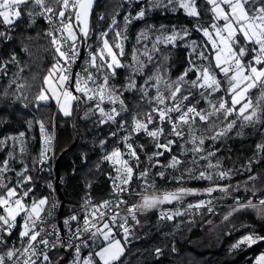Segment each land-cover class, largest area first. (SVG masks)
<instances>
[{"label":"snow or ice","instance_id":"1","mask_svg":"<svg viewBox=\"0 0 264 264\" xmlns=\"http://www.w3.org/2000/svg\"><path fill=\"white\" fill-rule=\"evenodd\" d=\"M95 3L96 0H0V27L3 28L0 43L12 39L11 32L25 15L33 23L39 17L48 24L45 36L50 38L54 62L43 76L34 106L47 107L54 103L64 117L84 111L85 120L98 112L94 126L114 125L115 130L109 129V137L120 136L102 158L116 173L108 175L112 186L110 198L99 203L86 198L82 214L73 213L63 220L66 235L56 224H51V231L45 227L55 218L54 213L61 205L50 197L36 194V177L32 173L44 169L25 164L29 153L25 133L0 139V152L7 150L0 162V247L4 249L0 252V264H62L65 259L60 254L62 251H71L69 264H124L134 235L129 217L135 226H143L138 217L161 205L182 204L188 196L212 197L217 191L225 195L236 193L223 221H230L237 213L252 212L264 222V170L255 171L264 164V140L256 145L253 156L243 166L247 179L235 187L217 183L204 189L179 187L174 191H161L156 181L149 179L151 169L161 166L160 158L165 154L170 155V160L162 166L180 172L172 176L177 183H183L186 178L230 180L240 171L223 168L219 159L213 163L212 158L217 156L219 148H206L205 143L206 140L213 144L222 142L237 128L236 136H241L245 128L264 129V0H123L121 8L135 4L140 6L139 11L135 15L131 11L124 15L122 27L113 15L107 29L96 34V45H87V58L77 71L84 45L94 34L91 17ZM150 10L173 13L182 10L191 18L192 29L147 25L137 34L130 61L125 62L129 25L145 21ZM209 13L210 23L203 22ZM99 20L104 21L105 17L101 15ZM193 31L201 34L203 39L199 43L191 38ZM144 42H150L151 47ZM142 43L143 51L137 47ZM181 44L189 50L188 67L176 79H171L168 72L171 53L167 49ZM154 54H159L158 60L154 59ZM142 56L147 57V61L141 59ZM16 62L13 54L8 61L0 63V75H6L7 65ZM120 69L125 70V75L118 86L114 81L118 80ZM189 74L195 78L189 79ZM139 79H143V84ZM12 84L21 92L27 86L12 80L9 88ZM128 93L137 97L134 110L126 104ZM21 99L28 97L18 95L10 101L9 90L5 88L0 103L7 108L9 102ZM37 123L42 139L38 157L32 160L34 166L49 162L53 141L44 122ZM28 124L31 127L32 121ZM140 134L150 139L151 154L145 144L133 139ZM261 135L264 136V132ZM9 141L12 142L10 148ZM100 144L106 146L107 141L101 140ZM177 146L179 155L174 152ZM189 152L194 156L191 161L181 159ZM141 153L147 162L141 160ZM17 160L22 165L19 171L13 167ZM199 161L207 163L197 175L195 169ZM186 163L193 167L180 171V166ZM156 175L168 179L165 171ZM133 180L143 183L133 189ZM48 187L52 188L51 182ZM241 188L250 195L241 197ZM127 195L139 196L141 202L129 204ZM213 199L189 202L183 211L161 209L159 219L172 221L192 210L200 213L206 209L214 213ZM121 206H125L124 215L116 211ZM74 221L77 222L75 231L72 229ZM17 226L20 228L19 247L15 242L9 247ZM260 243H264V235L251 231L233 243L231 249L251 248ZM155 251L161 253L159 248ZM253 264H264V252L255 257Z\"/></svg>","mask_w":264,"mask_h":264},{"label":"trees","instance_id":"2","mask_svg":"<svg viewBox=\"0 0 264 264\" xmlns=\"http://www.w3.org/2000/svg\"><path fill=\"white\" fill-rule=\"evenodd\" d=\"M122 2L123 0H100L97 3L91 17L94 34L88 39L87 44L96 38V34L107 29L108 23H110L116 10L119 8L125 10L127 8V5L121 8ZM139 7V5L134 6L133 15L139 11ZM101 15L105 17L104 21L99 20ZM209 17L210 13L204 17V21L210 23ZM35 21L33 23L25 15L16 25L14 31L11 32L12 39L8 42L0 43V63L8 61L13 54L17 57L16 63L7 65V74L0 75V96H2L4 89L8 88L10 101L15 100L18 95H26L28 97L27 100L21 99L16 103L9 102L7 108L0 104V108H4L3 111H0V139L16 136L20 132H24L29 150L24 162L30 168H40L38 164L35 166L32 164L33 157H38L39 153V131L36 120L40 119L46 125H49L56 108L54 103L47 107L41 105L37 108L34 106V98L39 93L43 76L47 74L48 69L54 62L52 59L54 50L50 47V38L45 36L47 32L46 26L39 17L35 18ZM119 24L121 27L123 26V16L119 17ZM147 25H152L155 28L164 25L168 29L173 26H186L192 29V20L182 10L176 13L164 10H150L145 21H134L132 25H129L127 50H131L137 34ZM99 27H102V29H98ZM0 30H3V28L0 27ZM196 33L193 31L192 38H198ZM167 51L171 53L168 61L169 76L171 79H175L188 67V57L183 44L174 49L169 48ZM155 57L159 59V54H155ZM149 67L151 68L152 66L150 65ZM119 72L120 76L115 81L118 86L119 83L123 82L125 71L120 69ZM17 73H19V76L16 75ZM12 80L27 86L22 92L17 90L15 84H12L9 88ZM125 100L130 110L136 108L137 97L133 94H126ZM25 104L28 106L25 107ZM56 112L59 114L57 110ZM58 116L60 120H57L56 124L57 154L68 147L73 140L72 117H64L60 114ZM129 116L127 117L128 119ZM98 118V112L91 120H81L80 116L77 122V127H79V123L81 124L80 129H78L79 140L76 146L60 160L58 185L64 198L63 216L72 215L73 213L82 214V205H84L86 198H91L95 203L110 198V193L112 192L111 182L108 180L110 172L105 168L102 158L105 153L112 150L115 146V141L109 137L108 126H94V122ZM28 121H32L31 127H29ZM263 130L250 133L245 138H239L235 136L234 132L236 129H234L229 134V137L222 142L213 144L212 141L206 140V148H219L216 158L221 161L222 167L240 170L230 180L207 181L186 178L183 183H177L172 178L164 180L154 177V173L157 171L155 168L152 170L153 173L151 172L149 179H154L157 188L161 191H174L179 187L204 189L217 183L235 187V185L247 179L248 174L243 172V166L247 164L248 158L253 156L256 145L264 140V136L261 135ZM101 140L107 141L106 146L100 145ZM135 140L137 143L145 144L148 147V153L151 154L153 149L149 138L138 137ZM11 143V141L8 142L9 148ZM6 155L7 150L0 152V162ZM141 160L147 162V158L143 153H141ZM160 160L162 164L166 165L170 160V155L165 154ZM13 167L19 171L22 165L17 160ZM183 169H185V165L180 166V171H183ZM141 170L143 169L141 168ZM262 170H264V164H260L255 169L256 172H261ZM32 174L36 177V194L51 198L55 175L53 177L52 174L45 171ZM9 176H14V173H9ZM49 182H51L52 188L48 187ZM142 182L133 180L132 187L138 189ZM88 185H91V187H88ZM233 195H236V193L225 195L217 191L212 194V197L217 198L214 199L216 203L224 204L233 201ZM239 195L246 197L250 193L244 192L243 188H241ZM204 197L207 198L208 196H188L184 202H196ZM128 199L133 203L141 202V198L135 195H130ZM229 208L230 206L220 207L214 213L205 211L197 216L184 215L172 221L160 220L153 213L139 216L138 218L142 220L143 226H135L134 224V236L131 238V244L128 245L124 264H253L255 257L260 252H264V243L251 248L242 246L235 250H232L231 246L239 237L251 231L264 235V222L260 221L252 212L237 213L230 218V221H223V215L227 213ZM19 231L20 228L18 226L12 237L18 239ZM16 246L19 247V242ZM157 248L161 250L160 254L156 253L155 250ZM60 254L65 256V261L66 252L62 251Z\"/></svg>","mask_w":264,"mask_h":264},{"label":"built area","instance_id":"3","mask_svg":"<svg viewBox=\"0 0 264 264\" xmlns=\"http://www.w3.org/2000/svg\"><path fill=\"white\" fill-rule=\"evenodd\" d=\"M127 7H128V6H127ZM133 9H134V5H133L131 8L128 7L127 9H125L124 12H122V15L120 14V15H118L117 17H118V18H119V17H122V16L124 17V15H126L129 11L132 12ZM41 20H42L43 24L46 26V29L48 30V24H47L42 18H41ZM89 44H91V43H89ZM87 45H88V44H87ZM87 45H86V47H85V49H84V51H83V58L81 59L80 64H79L78 66H76V70H77V71H79L80 66L83 65V60L87 58ZM107 107L110 108V107H112V106H111V105H108ZM130 119H131V116H129V121H130ZM106 126H108L109 129L111 128V129L115 130V126H114V125L106 124ZM38 130H39V134H40V135H39V151H40V148H41V139H42V138H41V133H40V127H38ZM49 134L53 136L52 150H51V152H49V154H48L49 157H50V160H49L48 163L43 164V165H39V164H38V166H39V167H42V168L44 169L43 171L52 174L53 177H54V175H55L54 163H55V159H56V156H57V153H56V143H55V133H54V131H53L52 133H49ZM122 135H127V133H122ZM139 137L148 138V137H145L143 134H140ZM135 138H138V137L134 136L133 139L135 140ZM112 139L115 141V145H116L117 140L120 139V136L118 135L117 137H112ZM120 147H121L122 150H123V145H122V144L120 145ZM38 154H39V153H38ZM103 164H104L105 168H107V169L109 170V172H110L111 175L114 176V175L116 174V173L113 171V169H112V165H111L109 162L103 160ZM111 187H112V186H111ZM132 188L134 189V187H132ZM129 196H130V195H127L126 198H127V200H128V203H129V204H132L133 202H130L129 199H128ZM50 199H51L52 201H59V204H60V198H59L58 194H57L56 191H55L54 185H53L52 195H51V198H50ZM202 199H203V200H208V198H206V197H204V198H202ZM200 200H201V199H200ZM196 202H197V201H196ZM29 203H30V201H29ZM187 203H189V202H183L182 204H177V203L174 202V203L169 204V205L160 206V208H158V209H154V210H152L151 212H148V213H145V214L153 213V214H156V215L159 217V214H160V210H161V209H163V210H165V211H175L177 208H180V210L183 211V210H184V207H186ZM192 203H195V202H192ZM232 204H233V201L228 202V203H224V204H219V203L213 202L212 207H213L214 210L216 211V210H217L218 208H220V207L231 206ZM59 209H60V207H58V208L56 209V211H55V213H54L55 218L52 219V220H50L49 223H48V225H45V227H47L48 230L51 231V224H56L57 227H59L60 229H62L63 234L66 235V234H67V229H66L65 226L63 225V220L66 219L67 217H69L70 215H66V216H63V215H62L61 218H59V217H58ZM116 211H119V212L121 213V215H124V214H125V206H121V208H120V209H116ZM205 211H207V210H206V209H202L200 213H197L195 210H192L191 212H189L188 214H186V216H193V215H196V216H197V215H200L201 213H203V212H205ZM215 211H214V212H215ZM129 221L131 222L130 217H129ZM79 223L82 224L83 221L81 220ZM17 227H18V226H17ZM76 227H77V222H75V221L72 222V229H73V231H75ZM16 229H17V228L14 229V232H15ZM85 235H87V234H85ZM13 242H15V243L17 244V243H18V239L12 237V240L9 242V246H10V247L12 246V243H13ZM71 258H72V253H71V251L66 252V260L64 261L63 264H69Z\"/></svg>","mask_w":264,"mask_h":264},{"label":"rangeland","instance_id":"4","mask_svg":"<svg viewBox=\"0 0 264 264\" xmlns=\"http://www.w3.org/2000/svg\"><path fill=\"white\" fill-rule=\"evenodd\" d=\"M135 6V5H134ZM128 8V7H127ZM126 8V9H127ZM120 9V8H119ZM116 10L115 11V14L114 15H116V16H118V15H122V12H124V9H120V10ZM173 13V12H172ZM135 15V14H134ZM211 15V14H210ZM117 20H118V22H119V18L117 17ZM203 22H205V23H208V22H206V21H203ZM98 29H102V27L100 28H98ZM196 33V32H195ZM197 35H198V38H194V39H197V41H198V43L203 39L202 38V36H201V34L200 33H196ZM114 35V34H113ZM192 38V37H191ZM128 42V41H127ZM127 42L125 43V51H126V53H127V55H126V57L124 58V61L125 62H128V61H130V58H131V50L129 51V50H127ZM135 42H136V40L134 41V43H133V45L135 44ZM144 43H147V46L150 48L151 47V44H150V42H144ZM144 43H142L141 45H137V47H139V48H141V51H143V47H144ZM91 45H93V46H95L96 45V38L95 39H93V40H91ZM133 45H132V47H133ZM132 47H131V49H132ZM161 47H163V46H161ZM170 48V47H169ZM173 49V48H172ZM186 50V54H187V57H188V49H185ZM141 59H143V60H145V61H147V57H141ZM154 59H156V60H158L156 57H155V54H154ZM124 70V69H123ZM125 71V70H124ZM124 75H125V73L123 74V77H124ZM189 79H194L195 77L192 75V74H189V77H188ZM176 79V78H175ZM140 84H143V79H139V81H138ZM114 83H115V81H114ZM150 91H152L153 92V94H154V90L153 89H150ZM254 93H255V90H254ZM220 95H223V93H220ZM136 97V96H135ZM0 104H2V103H0ZM112 106V105H111ZM202 107H207V105L206 104H202L201 105ZM56 110H57V108H55V111H54V113H53V115H52V117H51V120H50V124L49 125H46L45 123V127H46V129H47V131H48V133H52L53 131H54V133H55V143H56V124H57V120L59 121L60 120V117L58 116L59 114H57V112H56ZM75 113V112H74ZM60 115H62V114H60ZM63 116V115H62ZM81 120L83 119V120H85L84 119V111H82V113H81ZM95 117V115L94 116H92L91 118H94ZM79 120V119H78ZM89 120H91V119H89ZM37 121H42V120H40V119H38V120H36V125H37V129H38V127H39V124L37 123ZM80 126H81V124L79 123V127H77V130L78 129H80ZM71 128H72V123H71ZM238 130V128L236 129V131ZM39 131V130H38ZM236 131L234 132L235 133V136H236ZM260 131V130H259ZM255 132H258V130H257V128H251V127H249V128H245L244 130H243V134L241 135V136H236V137H239V138H245V137H247L250 133H255ZM263 132H264V130H263ZM39 133V132H38ZM78 133H79V131H78ZM230 134V133H229ZM40 135V134H39ZM225 139V138H224ZM79 140V139H78ZM101 145V144H100ZM188 147H191V145H188ZM206 147V146H205ZM111 151V150H110ZM110 151H108V152H110ZM106 154V153H105ZM104 154V155H105ZM175 154H177V155H179L180 154V149H179V147L177 146L176 148H175ZM205 155H206V153H205ZM194 158V156H193V154L191 153V152H189V153H187L185 156H182L181 157V159H183V160H185V161H191L192 159ZM216 160H217V158L216 157H213L212 158V162L213 163H216ZM206 163H207V161H199V166L198 167H196V169H195V174H197L198 175V173H199V171L200 170H203V166L204 165H206ZM162 165H164V164H162L161 163V166H159V167H156L155 169H157V171L154 173V177H159V176H157L156 175V173L157 172H159V171H165L166 172V174L168 175V178H172V176H174V175H179L180 174V172H178V171H174L173 169H166V168H164ZM185 165V168H191V167H193V165L191 164V163H186V164H184ZM224 168V167H223ZM154 168H152L151 169V172H152V170H153ZM226 169V168H225ZM183 171H184V169H183ZM153 173V172H152ZM160 178V177H159ZM143 183V182H142ZM208 199H213V197H207ZM213 202H215L214 201V199H213ZM130 224H132V226H133V232H134V222H131ZM134 236V235H133ZM242 237V236H241ZM241 237H239V238H241ZM238 238V239H239ZM237 239V240H238ZM10 247V246H9ZM92 247H93V249H95V247H96V245L95 244H93L92 245ZM2 251H4V249L2 248V247H0V252H2Z\"/></svg>","mask_w":264,"mask_h":264},{"label":"water","instance_id":"5","mask_svg":"<svg viewBox=\"0 0 264 264\" xmlns=\"http://www.w3.org/2000/svg\"><path fill=\"white\" fill-rule=\"evenodd\" d=\"M100 0H96V3L94 5V9L97 5V3L99 2ZM94 12V11H93ZM87 43L84 45V48H83V51L86 47ZM82 111H76L73 116H72V131H73V140L71 142V144L64 148L63 150H61L57 156H56V159H55V163H54V170H55V181H54V185H55V189H56V193L58 194L60 200H61V203H60V209H59V214H58V217L61 218L62 216V213H63V207H64V198H63V195L59 189V185H58V181H59V176H60V172H59V163H60V160L66 155L68 154L77 144L78 142V139H79V133H78V130H77V122H78V119L80 118V115H81Z\"/></svg>","mask_w":264,"mask_h":264}]
</instances>
